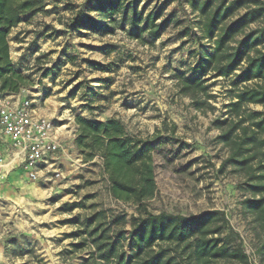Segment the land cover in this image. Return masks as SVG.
Here are the masks:
<instances>
[{"label": "rangeland", "instance_id": "1", "mask_svg": "<svg viewBox=\"0 0 264 264\" xmlns=\"http://www.w3.org/2000/svg\"><path fill=\"white\" fill-rule=\"evenodd\" d=\"M85 1L47 0V12L29 15L11 35L14 61L32 75L25 97L57 129L61 127L63 148L53 157L62 175L44 171L28 192L0 190V264H85L89 249L71 251L74 239L66 237L75 225L64 220L90 212L84 207L67 211L76 202L95 203L125 213L128 219L141 213L138 204L109 193L100 158L83 160L73 136L78 113L95 120L119 118L128 133L138 137L152 135L162 122L175 124L177 136L192 145L175 156L155 152L157 189L145 202L147 210L183 215L224 210L251 264H260L254 224L242 211L241 201L250 195L243 177L230 166L218 171L228 149L216 140L219 130L212 122L226 110L230 79L205 76L215 95L209 100L214 108L198 110L190 96L179 92L176 75L198 74L193 69L197 51L209 45L199 39L198 15L186 0H144L141 5L148 10L163 5V18H171L157 39L148 34L143 40L134 37L127 23L107 35L69 30L66 23L77 10L71 5ZM116 18L121 23L120 15ZM40 32L45 36L38 39ZM87 60L106 64L111 71L96 70ZM50 68L55 74L46 76ZM87 102L93 110L84 107Z\"/></svg>", "mask_w": 264, "mask_h": 264}, {"label": "trees", "instance_id": "2", "mask_svg": "<svg viewBox=\"0 0 264 264\" xmlns=\"http://www.w3.org/2000/svg\"><path fill=\"white\" fill-rule=\"evenodd\" d=\"M46 1L0 0L2 95L19 93L32 84V75L11 58L10 34L29 15L47 12ZM143 1L86 0L71 5L77 10L66 27L75 32L88 30L107 35L127 23L134 37L143 40L148 34L157 39L171 18H163V5L148 10L145 3L141 5ZM186 1L199 17V39L209 45L197 51L193 69L198 74L176 75L179 92L190 96L198 110L214 108L209 100L215 95L205 76L230 79V99L223 104L226 110L212 122L219 130L216 140L228 149L218 171L230 166L243 177L250 195L241 201L242 211L254 224L259 263L264 264V0ZM87 61L96 70L111 71L106 64ZM52 74L53 68L45 73ZM78 89L79 85L75 86L71 95ZM251 104L263 109H251ZM84 105L88 110L94 109L88 102ZM75 122L74 143L83 160L100 158L109 193L118 200L138 204L141 211L128 219L125 213L95 203L70 205L67 211L77 207L90 209L84 217L64 220L75 225V230L66 234L74 239L71 251H90L85 264H251L224 210L212 208L192 215L147 210L145 202L157 189L155 152L175 156L192 145L177 136L175 124L162 122L152 135L138 137L128 133L116 117L95 120L78 113Z\"/></svg>", "mask_w": 264, "mask_h": 264}, {"label": "built area", "instance_id": "3", "mask_svg": "<svg viewBox=\"0 0 264 264\" xmlns=\"http://www.w3.org/2000/svg\"><path fill=\"white\" fill-rule=\"evenodd\" d=\"M0 127L19 152L29 180H38L41 173L49 170L61 177L53 163L54 154L63 148L57 128L50 118L37 114L31 99L17 102L12 95L0 94ZM3 161L0 154V165Z\"/></svg>", "mask_w": 264, "mask_h": 264}, {"label": "crops", "instance_id": "4", "mask_svg": "<svg viewBox=\"0 0 264 264\" xmlns=\"http://www.w3.org/2000/svg\"><path fill=\"white\" fill-rule=\"evenodd\" d=\"M24 22L25 21L21 22L17 27H19ZM16 28H14V30ZM13 31L10 34V45H11V35L13 34ZM44 36L45 35L41 34L40 32V34H38V39H41ZM11 58L13 62L16 64V62L13 59V55H12V47H11ZM47 76H51V75H47ZM24 90L25 88L22 89L19 93L12 94V96H14L17 102H20L26 98L24 95ZM37 114L43 115V116L46 115L43 113L41 114L39 112H37ZM60 129L61 127H58L57 135L61 143L63 144V141H62L63 136L60 133ZM76 131L77 129L75 130V133L73 134V136L76 135ZM0 154L4 158L3 163L0 165V190H3L4 192L10 193V194H13L14 190L16 191L19 190L21 192H28L30 187L32 186V183H31L32 181L28 179L26 172L21 164L19 152L15 150L14 148H12L10 139L2 132L1 127H0ZM53 163L54 165H57L58 160L53 158ZM9 190L10 192H8Z\"/></svg>", "mask_w": 264, "mask_h": 264}]
</instances>
